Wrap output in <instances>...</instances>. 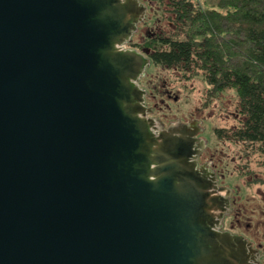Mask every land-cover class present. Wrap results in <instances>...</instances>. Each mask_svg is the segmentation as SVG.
<instances>
[{
    "label": "water",
    "instance_id": "obj_1",
    "mask_svg": "<svg viewBox=\"0 0 264 264\" xmlns=\"http://www.w3.org/2000/svg\"><path fill=\"white\" fill-rule=\"evenodd\" d=\"M146 14L0 0V264H259L221 229L231 188L198 164L202 121L149 116L151 58L126 47Z\"/></svg>",
    "mask_w": 264,
    "mask_h": 264
},
{
    "label": "trees",
    "instance_id": "obj_2",
    "mask_svg": "<svg viewBox=\"0 0 264 264\" xmlns=\"http://www.w3.org/2000/svg\"><path fill=\"white\" fill-rule=\"evenodd\" d=\"M156 1L168 8L177 34L152 32L136 46L154 64L201 72L212 96L235 90L241 120L215 133L264 157V0H206L207 7L199 0Z\"/></svg>",
    "mask_w": 264,
    "mask_h": 264
},
{
    "label": "rangeland",
    "instance_id": "obj_3",
    "mask_svg": "<svg viewBox=\"0 0 264 264\" xmlns=\"http://www.w3.org/2000/svg\"><path fill=\"white\" fill-rule=\"evenodd\" d=\"M141 1L149 14L132 36V40H135L127 43L126 47L147 54L136 46L137 42L152 32L177 34V27L164 4L156 0ZM199 1L204 7L210 5L206 0ZM138 83L149 95L153 113L155 116L158 114L164 122L170 123L177 117L183 121L191 117L202 121L204 128L201 134L206 139V153L212 156L219 180L234 190L237 200L247 207V215L252 216V209L257 206L259 210L263 209L264 205L260 202L264 199V157L248 150L241 142L219 138L215 133L216 128H230L239 124L241 116L236 91L229 89L212 96L201 72L185 75L177 68L164 67L152 61ZM155 103L156 106L153 105ZM261 214L264 216V212ZM231 219L232 216L227 217V226H230ZM263 234L260 236L264 241Z\"/></svg>",
    "mask_w": 264,
    "mask_h": 264
},
{
    "label": "flooded vegetation",
    "instance_id": "obj_4",
    "mask_svg": "<svg viewBox=\"0 0 264 264\" xmlns=\"http://www.w3.org/2000/svg\"><path fill=\"white\" fill-rule=\"evenodd\" d=\"M142 50V47H140ZM142 78V77H141ZM149 95L147 92L145 93V102L146 105L149 106L152 111L149 113V116L156 118L157 120L162 123L163 128H166L170 125V123H166L163 120H161L158 116H155L153 113L154 107H152L148 101ZM192 120H199L196 119L195 117L187 118V120H180L182 123H188ZM176 121V120H175ZM174 122V121H173ZM201 125V124H200ZM198 137L202 139V134L199 133ZM206 147L201 151V153L197 157V161L199 165H205L208 169L213 171L216 174L217 182L218 185L222 187H227L226 184H224L222 181L219 180V175L218 171L216 169V166L212 162V156L208 153H206ZM234 190H228L226 192H222L223 196H228L229 201H230V208L224 215L222 219V230H228L236 234H240L244 236L251 244L252 247L255 251H257L256 256H257V261L259 264H264V241L262 239V236L260 234H263L264 231V220L263 215L261 212H264V207L263 209L261 208L259 210L258 206L255 209H252L253 213L252 216L247 215L248 214V209L247 207L242 203L237 200L236 194L234 195L233 193ZM260 203H263L264 205V199ZM259 202L257 204H260ZM232 216L233 219L230 220V226H227V217ZM261 220V221H260ZM237 230H234V229ZM264 235V234H263Z\"/></svg>",
    "mask_w": 264,
    "mask_h": 264
}]
</instances>
